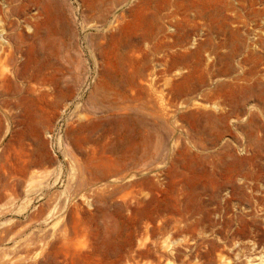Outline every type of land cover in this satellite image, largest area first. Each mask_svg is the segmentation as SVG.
<instances>
[{"label":"rangeland","instance_id":"rangeland-1","mask_svg":"<svg viewBox=\"0 0 264 264\" xmlns=\"http://www.w3.org/2000/svg\"><path fill=\"white\" fill-rule=\"evenodd\" d=\"M0 264H264V0H0Z\"/></svg>","mask_w":264,"mask_h":264}]
</instances>
